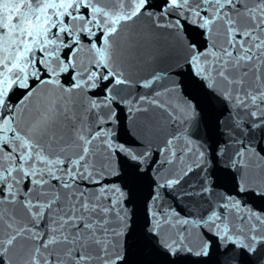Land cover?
Segmentation results:
<instances>
[{
	"label": "snow or ice",
	"instance_id": "6c2138e0",
	"mask_svg": "<svg viewBox=\"0 0 264 264\" xmlns=\"http://www.w3.org/2000/svg\"><path fill=\"white\" fill-rule=\"evenodd\" d=\"M264 264V0H0V264Z\"/></svg>",
	"mask_w": 264,
	"mask_h": 264
},
{
	"label": "water",
	"instance_id": "95a60500",
	"mask_svg": "<svg viewBox=\"0 0 264 264\" xmlns=\"http://www.w3.org/2000/svg\"><path fill=\"white\" fill-rule=\"evenodd\" d=\"M210 264H214V262L213 261H210Z\"/></svg>",
	"mask_w": 264,
	"mask_h": 264
}]
</instances>
